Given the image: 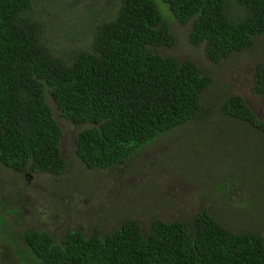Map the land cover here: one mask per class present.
Here are the masks:
<instances>
[{"label": "trees", "instance_id": "16d2710c", "mask_svg": "<svg viewBox=\"0 0 264 264\" xmlns=\"http://www.w3.org/2000/svg\"><path fill=\"white\" fill-rule=\"evenodd\" d=\"M172 23L188 27L206 71L160 53L176 44ZM263 35L264 0H0V181L10 174L0 264H264ZM244 56L261 115L225 84V68ZM56 116L80 127L73 153L87 171L130 165L164 143L165 174L197 189L196 209L147 223L126 215L112 229L65 222L76 208L54 198L57 227L20 215L24 178L68 173ZM218 120L238 143L207 138Z\"/></svg>", "mask_w": 264, "mask_h": 264}, {"label": "rangeland", "instance_id": "374dc122", "mask_svg": "<svg viewBox=\"0 0 264 264\" xmlns=\"http://www.w3.org/2000/svg\"><path fill=\"white\" fill-rule=\"evenodd\" d=\"M38 4L42 5L43 2H38ZM156 4L161 12L166 9V16L169 15L167 11L169 8L165 3L156 1ZM60 12L61 10L57 5H53L52 13L55 16L56 23L57 17L61 18ZM45 18L51 25L49 12ZM172 24L174 25L172 32L175 33L177 38L176 44L172 49L160 50V53L163 55L171 54V56L178 58L189 56L198 61L202 70L206 71L210 64L204 59L201 48H193L189 44L186 38L188 27H179L175 23ZM257 47L264 55V35L257 40ZM250 65L251 59H247L246 56L236 62H231L223 71L225 84L230 85V93L243 97L249 107L256 114L261 115L262 102L254 98L249 91V82L252 75ZM56 117L63 131L60 146L66 160L69 162L68 173L61 177L39 174V176L34 175L31 178L28 177V179L27 177L24 178L27 181V186L17 203L22 202V208L27 209L26 215L30 220L44 221L43 223H47V226L48 222L51 221V225L54 227H57V223H63V218L52 212L50 201L53 198L61 200L65 207L72 206L76 208L72 217L65 220V222L69 224L77 222L88 226L93 219L96 224H99L100 227L103 226L104 229L118 227L126 215L140 218L147 223L151 216L171 220L179 219L185 217L188 211L196 209L198 205L196 200L198 196L197 189L189 185L184 176L178 172L170 177L165 174L168 172H166L163 161V153L167 150L164 143L147 147L130 165H121L111 171H98L95 173L81 168L73 153L74 134L80 127L62 121L59 116ZM224 124L225 122L218 120L217 127L219 129H214L216 131L224 130ZM241 130L240 125L233 123L228 131L239 133ZM205 134L207 138H220L219 140H225L229 143L239 142V140H233L236 136L229 137L221 131L213 136L208 133ZM199 136L197 135V137ZM191 138L196 140L195 136ZM176 141H178L177 137H174L171 138L169 143H176ZM251 142L245 141L244 143ZM186 143H189V140ZM177 150L182 152L179 147ZM9 175L7 173L5 177H1L0 196L9 193L10 184L7 183ZM16 177L14 176V178ZM87 183H90L91 190L85 189ZM18 187L21 192V180ZM41 214L44 219H39Z\"/></svg>", "mask_w": 264, "mask_h": 264}, {"label": "flooded vegetation", "instance_id": "af4514ba", "mask_svg": "<svg viewBox=\"0 0 264 264\" xmlns=\"http://www.w3.org/2000/svg\"><path fill=\"white\" fill-rule=\"evenodd\" d=\"M30 178H31V177H30ZM28 182H29V180H28ZM20 197H21V196H20ZM20 197L16 200V203L14 204V207H21V206H22V203H17V201L20 199ZM23 209H24V208H23ZM26 211H27V209L22 210L21 213H20V215H25V214H27ZM20 215H19V216H20Z\"/></svg>", "mask_w": 264, "mask_h": 264}]
</instances>
